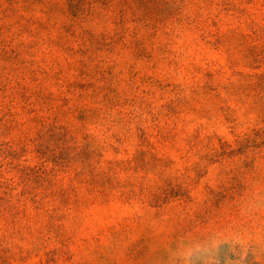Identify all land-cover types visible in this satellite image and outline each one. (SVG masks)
Listing matches in <instances>:
<instances>
[{
	"label": "rangeland",
	"instance_id": "obj_1",
	"mask_svg": "<svg viewBox=\"0 0 264 264\" xmlns=\"http://www.w3.org/2000/svg\"><path fill=\"white\" fill-rule=\"evenodd\" d=\"M0 264H264V0H0Z\"/></svg>",
	"mask_w": 264,
	"mask_h": 264
}]
</instances>
